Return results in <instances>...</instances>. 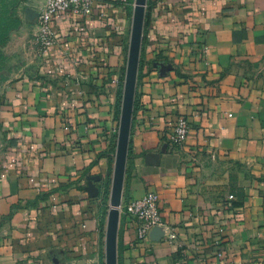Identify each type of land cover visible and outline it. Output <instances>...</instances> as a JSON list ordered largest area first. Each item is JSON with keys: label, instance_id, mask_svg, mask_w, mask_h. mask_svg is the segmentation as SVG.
<instances>
[{"label": "crops", "instance_id": "0c3cea01", "mask_svg": "<svg viewBox=\"0 0 264 264\" xmlns=\"http://www.w3.org/2000/svg\"><path fill=\"white\" fill-rule=\"evenodd\" d=\"M94 2L88 19L54 21L44 54L38 3L0 0L1 30L20 21L0 45V264H105L100 201L135 0ZM148 3L124 200L156 193L164 226L139 242L121 215L118 264H264V0Z\"/></svg>", "mask_w": 264, "mask_h": 264}, {"label": "water", "instance_id": "95a60500", "mask_svg": "<svg viewBox=\"0 0 264 264\" xmlns=\"http://www.w3.org/2000/svg\"><path fill=\"white\" fill-rule=\"evenodd\" d=\"M147 4L148 0H135L132 17L125 85L121 103L120 126L112 175L110 194L111 207L108 211L105 228V264H118V238L121 221L120 207L124 200L130 136L136 102ZM35 17L37 18V12H35ZM170 70V66H161L163 74H166ZM147 160L152 165H158L160 163V155L149 154ZM99 180L100 178L98 177H92L88 182L87 191L92 198H98L100 195L99 188L96 186V183H98ZM53 261L56 264L59 263L56 257Z\"/></svg>", "mask_w": 264, "mask_h": 264}, {"label": "built area", "instance_id": "2783aa9c", "mask_svg": "<svg viewBox=\"0 0 264 264\" xmlns=\"http://www.w3.org/2000/svg\"><path fill=\"white\" fill-rule=\"evenodd\" d=\"M38 3L37 25L39 28L38 40L41 51L48 54L56 45L54 21L68 15L79 20L88 19L95 9L94 0H32ZM190 132L189 123L180 119L174 130L173 143L183 145ZM215 159V158H214ZM233 196L230 197L232 199ZM121 215H125L130 224L134 225L139 242L145 241L154 230L164 226L160 208L159 196L148 193L138 200L124 202L120 207ZM86 225H83V229ZM174 239V237H172ZM196 264V263H193Z\"/></svg>", "mask_w": 264, "mask_h": 264}, {"label": "trees", "instance_id": "16d2710c", "mask_svg": "<svg viewBox=\"0 0 264 264\" xmlns=\"http://www.w3.org/2000/svg\"><path fill=\"white\" fill-rule=\"evenodd\" d=\"M148 5H149V3H148ZM148 10H149V7L147 6L145 34H144V40H143L144 43H145L146 35H147V26H148V18H149L148 17ZM18 26H20V21L17 19V20H13L12 27L7 29L6 31L1 30V28H0V45L1 46H4L6 44L11 29H13L14 27H18ZM143 46H144V44H143ZM164 64L168 65L167 62H164ZM141 66H142V60L140 62V70H141ZM7 73H8V66L6 63V57L4 54H2L0 52V83H2L6 79ZM121 99H122V88L120 90L119 98H118V112H120ZM136 108H137V104L135 103V109ZM115 149H116V142H114L113 148H112V157H111L112 163H113V159H114V155H115ZM129 158L130 157L128 156V163H129ZM110 184H111V175L109 176V178H108L107 182L105 183L103 190H102L101 201H103V204L107 203V199H108L107 196L109 195ZM127 186H128V182L126 180L125 181L126 190H127ZM124 202H125V200H124ZM103 210H104V216H103V220L101 221L100 227H101L102 233L104 234L105 233V218L107 216L108 210H107V208H104Z\"/></svg>", "mask_w": 264, "mask_h": 264}, {"label": "rangeland", "instance_id": "374dc122", "mask_svg": "<svg viewBox=\"0 0 264 264\" xmlns=\"http://www.w3.org/2000/svg\"><path fill=\"white\" fill-rule=\"evenodd\" d=\"M132 17H133V14H132ZM130 22H131V27H132V18H131ZM145 24H146V22H145ZM144 34H145V28H144ZM130 35H131V29H130ZM143 40H144V37H143ZM143 44H144V42H143ZM143 44H142V48H143ZM128 50H129V47H128ZM125 77H126V67L124 68L123 73H122V76H121V80H122L121 81L122 97H123V90H124V85H125ZM121 103H122V99H121ZM117 138H118V135H117ZM5 141H6V136L2 132V130L0 129V151L4 148V142ZM116 148H117V141H116ZM115 152H116V149H115ZM114 161H115V155H114ZM127 167H128V165H127ZM113 168H114V165H112V175H113ZM112 175H111V184H110V189H109V195L107 196V198H108L107 199V203L103 204V201L100 202L101 205L103 206L102 208L103 209L104 208H107L108 211H109V209L111 207L110 206V194H111V187H112ZM124 193H125V188H124ZM108 211H107V215H108ZM105 228H106V226H105ZM104 240H105V235H104Z\"/></svg>", "mask_w": 264, "mask_h": 264}]
</instances>
